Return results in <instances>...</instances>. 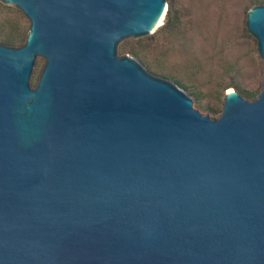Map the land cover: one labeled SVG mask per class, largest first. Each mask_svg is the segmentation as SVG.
I'll list each match as a JSON object with an SVG mask.
<instances>
[{
    "label": "water",
    "instance_id": "95a60500",
    "mask_svg": "<svg viewBox=\"0 0 264 264\" xmlns=\"http://www.w3.org/2000/svg\"><path fill=\"white\" fill-rule=\"evenodd\" d=\"M28 20L0 44V264H264V3L252 99L217 117L116 44L164 0H0Z\"/></svg>",
    "mask_w": 264,
    "mask_h": 264
},
{
    "label": "rangeland",
    "instance_id": "374dc122",
    "mask_svg": "<svg viewBox=\"0 0 264 264\" xmlns=\"http://www.w3.org/2000/svg\"><path fill=\"white\" fill-rule=\"evenodd\" d=\"M257 1L164 0L160 22L145 35L121 39L115 54H129L147 72L183 89L201 114L217 117L225 90L246 99L260 90L261 59L244 24L246 10L261 4ZM168 6L175 11L177 24L162 29ZM28 26L18 8L0 1V44L21 45Z\"/></svg>",
    "mask_w": 264,
    "mask_h": 264
},
{
    "label": "trees",
    "instance_id": "16d2710c",
    "mask_svg": "<svg viewBox=\"0 0 264 264\" xmlns=\"http://www.w3.org/2000/svg\"><path fill=\"white\" fill-rule=\"evenodd\" d=\"M258 3L264 2V0H259L257 1ZM177 24V18L175 15V11L170 8V6L167 7L166 12H165V18H164V23L162 24L161 28L162 29H169L172 28ZM6 42L10 43L11 41L6 40ZM243 94L251 96L252 93L242 91Z\"/></svg>",
    "mask_w": 264,
    "mask_h": 264
},
{
    "label": "bare ground",
    "instance_id": "6f19581e",
    "mask_svg": "<svg viewBox=\"0 0 264 264\" xmlns=\"http://www.w3.org/2000/svg\"><path fill=\"white\" fill-rule=\"evenodd\" d=\"M163 11H164V7H163L162 13H161V15H160L159 22H160V19H161V17H162ZM159 22H158V23H159ZM156 25H157V24H156ZM156 25H154V26H156ZM154 26H153V27H154Z\"/></svg>",
    "mask_w": 264,
    "mask_h": 264
}]
</instances>
